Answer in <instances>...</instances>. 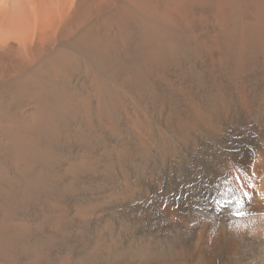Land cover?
I'll return each mask as SVG.
<instances>
[{"label": "bare ground", "instance_id": "bare-ground-1", "mask_svg": "<svg viewBox=\"0 0 264 264\" xmlns=\"http://www.w3.org/2000/svg\"><path fill=\"white\" fill-rule=\"evenodd\" d=\"M0 264H264V0H0Z\"/></svg>", "mask_w": 264, "mask_h": 264}, {"label": "clouds", "instance_id": "clouds-1", "mask_svg": "<svg viewBox=\"0 0 264 264\" xmlns=\"http://www.w3.org/2000/svg\"><path fill=\"white\" fill-rule=\"evenodd\" d=\"M53 207H56V205H52Z\"/></svg>", "mask_w": 264, "mask_h": 264}]
</instances>
